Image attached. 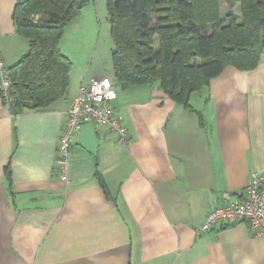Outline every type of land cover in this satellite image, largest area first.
I'll list each match as a JSON object with an SVG mask.
<instances>
[{
  "label": "crops",
  "instance_id": "obj_1",
  "mask_svg": "<svg viewBox=\"0 0 264 264\" xmlns=\"http://www.w3.org/2000/svg\"><path fill=\"white\" fill-rule=\"evenodd\" d=\"M17 2L0 0L8 68L28 51L12 19ZM90 3L64 30L68 59L67 31L90 16ZM74 55L81 68L69 59L65 101L13 115L0 99V264H264V235L243 222L197 232L210 211L241 199L252 172H264V55L254 70L227 67L193 93L192 113L156 86L115 85L90 51ZM101 79L116 90L126 142L82 126L62 180L55 161L69 101Z\"/></svg>",
  "mask_w": 264,
  "mask_h": 264
},
{
  "label": "trees",
  "instance_id": "obj_2",
  "mask_svg": "<svg viewBox=\"0 0 264 264\" xmlns=\"http://www.w3.org/2000/svg\"><path fill=\"white\" fill-rule=\"evenodd\" d=\"M89 2L18 0L12 19L28 51L8 68L13 115L66 100L72 64L60 41ZM106 7L114 80L122 89L156 86L190 113L193 93L227 67L254 70L264 55V0H107Z\"/></svg>",
  "mask_w": 264,
  "mask_h": 264
},
{
  "label": "built area",
  "instance_id": "obj_3",
  "mask_svg": "<svg viewBox=\"0 0 264 264\" xmlns=\"http://www.w3.org/2000/svg\"><path fill=\"white\" fill-rule=\"evenodd\" d=\"M0 99L9 108L12 102L9 69L0 53ZM116 90L109 80L94 81L81 86L69 101L66 119L56 151L55 164L62 180H67L66 170L69 150L75 134L82 126L90 124L115 133L119 144H124L127 130L114 112L112 103ZM249 226L254 236L264 235V172H252L240 200H233L224 206L214 208L197 232H206L214 227L237 223Z\"/></svg>",
  "mask_w": 264,
  "mask_h": 264
},
{
  "label": "rangeland",
  "instance_id": "obj_4",
  "mask_svg": "<svg viewBox=\"0 0 264 264\" xmlns=\"http://www.w3.org/2000/svg\"><path fill=\"white\" fill-rule=\"evenodd\" d=\"M106 2L107 0H91L90 16L84 17L76 29L72 27V29H68L67 31L69 33L68 37L70 38H66V42L69 40V43H64L62 47L63 49L69 47V51L64 52L67 53L71 62L76 66V70H80L81 68L80 63H77L74 55V51H77L78 47L92 53L94 69L100 72H104L106 69H112L111 52L113 49V41L110 35ZM220 7L222 15H225L228 10L224 2H221ZM234 12L236 14L239 13L238 6L234 9ZM72 37H74V40L71 39ZM75 76L76 74L72 75V80L76 78ZM112 82L118 85L114 79H112Z\"/></svg>",
  "mask_w": 264,
  "mask_h": 264
}]
</instances>
